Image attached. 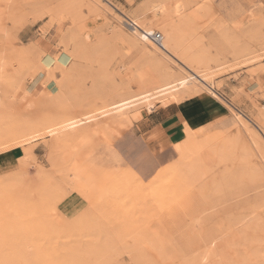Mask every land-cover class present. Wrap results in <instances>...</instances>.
<instances>
[{"label": "bare ground", "instance_id": "6f19581e", "mask_svg": "<svg viewBox=\"0 0 264 264\" xmlns=\"http://www.w3.org/2000/svg\"><path fill=\"white\" fill-rule=\"evenodd\" d=\"M12 1L13 0H0V37L3 36V31L7 28V23L4 22L5 17L7 19H9L10 17L12 19V17H14L12 21H18V19L20 20L21 18H23L22 16H20L23 15L21 11H23V9H25L26 7L17 12V16H19V18H17L16 12L12 11V9H14V7L16 6L15 4L12 3ZM25 2L26 5L30 4L27 1ZM46 2L47 0H42L41 2L33 3L29 7L30 10H32V14L34 15L36 13L43 12L46 10L53 12L57 15L65 11H67L66 14H69L68 11L70 12L72 10H76L75 6L77 7L81 6V4L85 2V0H62L61 2L59 0L58 2L60 3L57 2L58 4H56L55 6H53V4L51 5L48 2L51 5L49 6L48 3L45 4ZM184 2H187V0H145L142 3H139V5L136 8H134L131 12H125L123 10L120 11L111 0H87L86 2L87 5H89L92 9L103 10L104 13L110 15L111 17L110 25L112 27V31L113 29L117 30L118 32H120L119 33L120 35L118 34L119 38L120 39L124 38L126 40L127 47H129V51L127 50L128 52H125L126 50H124L122 52L124 53L123 54L124 57L121 56L123 58L120 60V66H121L120 69L122 73L123 71H130V75H129L130 77L127 78L128 81L127 82L125 81L126 83H124V85H117L116 82L113 81L112 78H115L117 76V73L119 72L114 73L115 69L109 70L111 68L109 67L110 65L109 64L110 60H108L109 54L107 55L104 54L103 55L104 58L102 57L103 59H101L99 62L102 64L100 69L102 71V74L103 72L106 73V76L109 78L107 79V81L109 80V86L107 88L105 87L106 89H103L102 91V92L105 91V93L103 94H105L107 98L108 96H110L109 98L110 101H107L108 103L106 102L107 105L104 103L106 106L104 105L101 108L96 106L97 109L94 108V110L91 109V111L84 110L85 112L78 111V113L75 114L69 113L70 114L69 116L67 114H66L67 116L62 114V116L64 115L63 118L62 119L60 118V120H58V122L56 123L53 122V124L51 123L52 122L51 118L54 117L53 116L51 117V113L48 112L47 116L50 115L51 117L50 118L51 121L49 122L50 125L48 124L47 127H45L44 129L42 128L43 131L41 132L33 131L32 129H30L28 122H30L29 120L34 119V117L37 118V116H35L36 114L34 113V108L36 106L43 105L44 102L46 101H52V102L54 101L52 105L53 104L56 105V103H58L57 99L58 98L61 99L62 97L60 96L61 95L60 93L63 94V90L60 89L61 86L63 88L66 86L65 84H64L65 86H63L61 80L58 81L56 88L50 89L47 83L49 82L50 79H52V77H55V70L57 69L60 70L64 78H66L70 74L73 67V65L71 66L72 58L77 53L75 51L80 47L79 45L76 44L78 48L71 53L64 51L57 55L51 54V56L55 59L61 54L66 53L67 56L71 57V61L66 65L65 63H63V61L56 59L54 66L50 69L48 64L45 62L47 55L49 53L44 54V51L38 48L37 46L35 50L31 53V57H30L31 65L33 67L32 68L29 67L30 69L27 68V70L24 69L25 71L23 73H21L20 71L16 74L17 76L21 77L23 81L20 87H21V91L25 93V95H23L21 99L24 100L25 99L24 97H27L29 98V100H31L29 102L27 101L28 103L26 104L25 102L21 103L23 102V100H21L19 103H16L15 106V109L17 111L16 113L18 115L21 114V117L18 116L17 114L16 115L18 116V118L20 117L24 121L21 120V122L18 123L16 122L15 125L13 126H11L10 124V126H7V129H4L6 127H3V129L0 128V145L3 146L5 144H11L14 141H19L22 143L25 140V138L35 137L37 134H39V139H40V136L43 133L44 134L47 133L48 136L51 137L47 149L45 148L46 150H48L46 158L49 166H45L48 170L43 167V164H41L40 160L38 159V156L34 153H32L33 163L38 167L39 171L44 172L45 170L46 171L51 170L57 175L56 183L58 185L57 189L60 191V194L69 186L76 188H83L85 190L87 185H89V183H86L84 180H82V177L78 172V168L73 166L69 168H65L62 162L59 163V160L57 159L59 157H56L57 155L55 154V150H53L55 142L56 141L58 142L60 139L61 140L63 139L65 141L70 139L74 141L73 142L74 144L76 140L77 144L79 142V144L84 145L82 142L83 138L80 136L79 133L73 132L70 129V126L67 128L61 127V125H68L70 119L79 121L80 116L91 115L92 113H98L100 114V119L94 120L92 125L86 129L87 132L93 134L92 138L93 136H96L95 133L97 132L99 134L104 133L106 135L111 134L118 136L120 132L118 131L117 127L119 126L125 127L126 124H130L135 120L141 118L143 115L142 109H144V111L146 112L152 111L153 107L158 102L162 106H167L171 102L175 100H179L181 97L180 93L184 94L185 92H189L192 93L193 95L206 94L215 97L219 101L223 102L224 97L221 91L222 88L224 87L221 88L222 81L221 82L216 81L214 76L216 72H219L220 75V71H225L226 68L228 69V67H231L229 61L228 62L225 61L226 57L229 54L233 56V61H237L232 66H240L241 64L249 66L251 73L253 74L255 73L254 75L256 76V79L259 81L258 75L259 73L261 74L264 73V64L259 63L258 60H260L261 57L264 56V48L263 50H260L261 52H258V54H256L252 50V46H251L252 44H250V41H248L247 38L245 40V37H243L244 41L241 40L242 41L241 45L238 44V40H237L241 35H246L247 34L246 32L248 31V29H250L252 25L251 24L250 26L246 25L245 27L236 30L235 39L229 43L217 42L215 44H211L208 40V33L210 31L208 28H194L190 26L185 20L181 19L180 17L174 16L173 14L174 10L171 6L175 3H184ZM163 3L169 5V8L166 13L157 11L160 4ZM12 4L14 5L13 8H11ZM68 5L71 6L69 7ZM17 7H15V9ZM13 13H15V16L12 15ZM71 14H73V12ZM74 14L77 13H75L74 11ZM182 16H183V10H182ZM24 17H27L26 14ZM73 18L75 19V17ZM241 23L243 24L244 20H241ZM76 24L78 23H75V25ZM141 26L147 28L149 34L152 33L157 34V32H160L162 36L161 45L155 44L154 41H152L151 46H145L140 44L135 39V36L137 32L141 31ZM22 27L23 26H21L20 29H22ZM77 28H78L76 29L78 31L77 34H75V32L73 31L71 32L73 38L72 40H74L75 42L77 40L79 44L84 41H87L84 38L85 37L83 31L84 27L77 26ZM157 29H159L160 31ZM116 33H114L115 36ZM2 38H4V36ZM165 45L167 46L166 48ZM98 48L100 49L101 52V48L100 47ZM208 48H213L215 50L214 56L210 54L211 56L214 57L213 59L211 58V60L218 64V66L215 68H211L209 62V56H208V52H209ZM78 52H80V50H78ZM102 52H106V51H102ZM126 53L127 55H125ZM128 53H130V55H128ZM80 54H83V50L82 53L80 52ZM241 57L244 58L241 60ZM10 61L11 60H9V62ZM256 62L258 64H255ZM35 67L37 69L36 70L37 72H39L38 69L39 70L42 69L46 72V78L44 80V83H46L47 86L40 92V95L38 97L34 96L30 88L28 87L29 84L28 82L33 81V78H36L35 76L36 72L32 71V69L35 71ZM146 72L149 74H147ZM110 75L112 76V78L110 77ZM145 75L148 76L146 77ZM133 79L136 80L137 81L136 83L138 84V88L136 91H133L131 85V82H134ZM102 80L104 81V79ZM110 81H113L111 82V85H110ZM181 81H183V83H181ZM120 82L117 83L119 84ZM98 83H100V81H98ZM104 84L106 85V83ZM170 85H174L176 91H174L173 88L170 87ZM98 88L100 89V87ZM65 91H67V89ZM58 94L60 97L58 96ZM66 94L67 93L65 92L64 95ZM138 96L142 97V99H137ZM27 98L25 99V101L27 100ZM59 99H58L59 103L62 102V100ZM126 100L132 101L131 105L127 104L125 102ZM46 103L48 104V102ZM59 103L56 106L58 105L60 106V104H62L63 102L60 104ZM117 105L120 106L119 109H117L116 107ZM73 107L72 108L69 107V108L73 110L74 109ZM79 109L81 110V108ZM105 109L108 110L110 115L107 116L103 115ZM66 110H68L67 107ZM231 112L232 113L230 115L229 126L234 128V131L228 128L227 123H226L227 125H225V123H221L219 126L222 130V134L217 136H216V132L215 135L214 133L211 134L212 133L210 129L212 126L211 124L216 123V121L218 120L215 119L199 125L189 123L190 131L187 135L181 137V134H179L177 138L173 136L171 139V146L174 148V150L176 149L177 144L181 146V151L178 152L177 154L181 155L180 162L182 163V167H181L183 171L182 175H183V179L186 180L185 183L188 186L187 192L182 194V195L186 194L184 200L181 197L182 199L178 201L179 204L176 203V206L177 205L179 206V215L177 220L174 222V224L171 227L172 232L170 236L171 238L173 237V242L171 238L170 239L168 238L171 241V244H169L170 247L174 249L172 250L174 253L173 255L175 257L173 255L172 256L174 258H177L178 262L181 261L182 264H187L188 261H199L201 257L195 255V253H199L202 251V249L206 248L208 246V242L210 239H215L217 241V250H219L224 254L225 259L233 260L236 262V264H245V262L247 261L261 259L262 258L261 254L262 252H264V222H262L264 221V219L262 220L249 219L248 214L247 215L241 214L240 217H237L236 214H234L232 211V209L234 208L233 206H235L236 204H241L239 200L243 202V204L239 208L245 209L246 207L245 210L247 211L248 209L253 210L255 208V205L252 204L255 203H257L259 207L264 206V195H262V188L264 187V182H262L264 181V176H263L264 172H262V165H264V135L262 136L258 135L252 128L248 126L247 120H245L246 118L241 111L233 109V111ZM58 113L59 112L57 113L55 112L56 115ZM42 114L44 115V113ZM56 115L54 116L57 117ZM38 118L40 117L38 116ZM47 118L49 119V117ZM35 121L37 120L35 119ZM41 122L47 124L48 121H43L42 119ZM36 123L38 122H34L35 125ZM24 124H26V126ZM30 125L31 127L33 126L31 123ZM26 127L29 128L25 129ZM49 129H51L57 135L52 136L48 131ZM27 130L28 132L25 133V131ZM242 130H246L249 136L248 141L243 140ZM75 145L74 147L78 146ZM18 147L19 146H16L11 149ZM74 147L73 149H75ZM255 156L261 161V165L251 164L250 160ZM243 158H247L246 164L241 163V159ZM23 159H24V155H23ZM72 164L74 163L72 162ZM216 175H218V177H216ZM237 176H244L248 178V180L243 184V186H239L236 183ZM206 178H213L210 184L211 188L209 190L211 192L209 193V191H207V188L204 185L200 186L198 188V191L195 192L194 188H196L198 184L203 183L206 180ZM180 180H182V177L180 178ZM140 190H143V194H145L144 193L145 189L141 188ZM85 192L87 194V200H89V194L87 191ZM106 194L109 193L106 192ZM112 196H113L112 199H114L115 196L113 194ZM109 198H111V195ZM251 198L255 200L253 202H249V199ZM100 199L102 200V198ZM245 201L247 203H244ZM34 210L32 212H34ZM85 210L89 211L88 215L90 214L89 215L90 218H94L93 215L91 216L89 207L86 208ZM224 214L226 215V217L228 215L230 217L227 223H224L225 219H223V222L222 220H220V217ZM14 233L15 235L13 236L16 237L17 232H13V234ZM9 235L12 238L11 234ZM21 235H23V233ZM21 235L20 234L17 235L20 236L19 239L20 241H18V237H16L17 239L15 238V240L22 243V246L24 245L25 247L26 246L25 244H27L26 240L28 241L30 239H25L24 241L23 240L24 238ZM114 236L115 235H112L111 237ZM21 237H22V242H21ZM10 239L8 236L7 240ZM11 240L14 241V245H15V240L13 239ZM137 240H138V236H137ZM152 240L153 239H151L150 241L152 242ZM23 241L26 243L23 244L24 243ZM170 241L168 243H170ZM28 242L30 243L31 240ZM34 243H36V241ZM37 245H36L37 248L34 246L35 250H38ZM110 246L108 248L111 249L112 246L111 247ZM16 247H18L17 244ZM105 249L107 250L106 247ZM166 251L168 252V249L163 252ZM41 254L43 255V251ZM141 255L142 254H139V256ZM23 259L25 260V257ZM137 263H139V261ZM172 264H174V262Z\"/></svg>", "mask_w": 264, "mask_h": 264}, {"label": "rangeland", "instance_id": "374dc122", "mask_svg": "<svg viewBox=\"0 0 264 264\" xmlns=\"http://www.w3.org/2000/svg\"><path fill=\"white\" fill-rule=\"evenodd\" d=\"M25 1L29 2L30 4L26 5ZM41 1L42 0H15L14 2L13 0L12 3L16 5L15 7H17V5L18 7L16 9L14 7L12 11L16 12V16H17V12L26 7L25 9H23V11H21L23 15L20 16H22L23 18H26L24 17L25 14L27 17L33 16L32 10H30L29 7L33 3H38ZM58 1L59 0H47L45 4L49 2L51 5L53 4V6H55L56 4L60 3L62 0H60V2ZM111 1L116 5V7L120 11L123 10L125 12H131L134 8H136L139 5V3H142L145 0H111ZM86 2L87 0L83 2L84 5L82 3L81 6L78 7L75 6L76 7L75 9L78 10L77 12L76 10L70 11L71 13L73 12V14H71L69 11H68L69 14H66L67 11L61 13L66 17H72V16L75 17L74 19L75 23L78 24L76 25L74 24V26L68 25L59 34L61 37L60 47L55 49H49L47 47L38 46V48L44 51V54L50 53L52 55H57L64 51L71 53L78 48L76 44L79 45L80 47L75 51L77 53L72 58L71 66L73 65L74 68L72 67L70 74L66 78L63 77L64 80L60 78H56V73L58 71L60 72V70L57 69L55 70V77H52V79H50L49 82L47 83V84L52 83L53 88H56L58 81L62 80L61 82L63 83V86L66 85L65 86L66 88L65 87L63 88L62 86L60 88L61 90H63V94L59 92L61 94L60 96H62L61 99L57 97L59 100H62L63 103L62 102L60 103H62L63 106L62 104L59 103L58 99L57 102L60 104V106L59 105L56 106L58 104L56 102H55L56 105L55 104L52 105L54 101L53 102L46 101L48 102V104L44 102L43 105L36 106L34 108V113L36 114L35 116H37V118L34 117V119L29 120L30 122L27 121L29 123L30 129H32L33 131H39V132L43 131V129L47 127L48 124L50 125L49 122L51 121V119H52L51 123L53 124V122L54 123L58 122L60 118L62 119L64 115L69 116L70 115L69 113L75 114L78 113V111L85 112L84 110L91 111V109L94 110V108L97 109V107L101 108L106 104L107 101H110L109 99L110 96H108L107 98V96L103 94L105 93V91L102 92L103 89H106L109 86V80L107 81V79L109 78L106 76V73L103 72L102 74V71L100 70L102 64L99 61L104 58L103 57L104 54L105 55L109 54V59H108L110 60L109 67H111L109 70L117 69L116 71L114 70V73L117 72L120 73V74L117 73V76L115 74L116 76L115 78H112V76L110 75V77L113 79V81L116 82L117 85H124V83L128 81L127 78L130 77L129 76L130 71L122 70L123 71L122 73L120 69L121 68L120 60L124 57L123 56L124 53L122 52L124 50H126L125 52L129 51V47H127L126 40L124 38L123 39L119 38L120 32H118L117 30L113 29L112 31V27L110 25L111 17L109 14L104 13L103 10L92 9L89 5H87ZM246 2L255 4V3H259L260 0H246ZM13 4L11 8H13L14 6ZM50 4L49 6H51ZM74 11L77 14H74ZM12 15L15 16V13H13ZM13 18L14 17H12V19ZM17 18H19V16H17ZM12 19L11 17L9 19L5 17L4 22L8 23V21ZM77 20H79L80 22ZM65 23L67 24V20L65 21ZM251 25L252 28L250 27V29H248V31L246 32L247 34L245 33L247 36L240 34L241 36L238 35L240 37L237 40H238V44L241 45V42L244 41L243 37H245V40L247 38V40L250 41V44H252L251 46L254 53L258 54V52H261L260 50H263L264 48V32H262L260 25L258 23ZM77 26L84 27L83 28L84 35L90 36L91 37L90 41L87 40L79 44L77 40L76 42L72 40L73 38L71 32L73 31L75 32V34H77L78 32L76 30L78 29ZM114 33H116V36L114 35ZM18 36L19 33L17 32L16 41H18L20 44H24V42H26L28 39L26 37L20 39ZM2 37H0V42L4 40V38ZM32 43L33 42H28L27 44H32ZM98 47L101 48V52ZM208 49H209L208 56H209V62L211 68H215L218 66V64L211 60V58L212 59L214 58L213 56L215 55V50L213 48H208ZM78 50H80L81 53L83 50V54H80ZM102 51H106V52H102ZM107 51L110 53H108ZM3 52H4V48L0 47V54H2ZM210 54L213 56H211ZM125 55H127V53ZM128 55H130V53H128ZM8 58L9 60L14 59L15 53L9 50ZM243 58L244 57H241V60ZM225 61L227 62L229 61V64H231V67H228V69H234L237 67L241 68L242 66H247L242 64L240 66H232L237 61H233V56H231L230 54L226 57ZM258 62L264 64L263 63L264 61H262L261 59L258 60ZM255 64L258 63L256 62ZM29 67L30 68L33 67L31 65V60H29L24 65V67L21 68L20 70L21 73L27 70V68L30 69ZM36 70H37L36 67H35V71L32 69L33 72H36L35 76H37L42 69L40 70L38 69L39 72H37ZM245 70L248 72L250 69L246 68ZM223 73H224L223 71H220V75H219V72H216L214 76L215 80ZM44 74H45L44 77L45 80L46 78L45 71ZM145 76L147 77L148 75ZM99 78L104 79L105 82L102 79L100 80ZM44 80L41 81L39 87L33 90L32 93L34 96L38 97L40 95V92L44 88H46L45 87L46 83H44ZM98 81H100V83H98ZM113 81H110V85L111 82ZM117 82L120 83L118 84ZM136 82H137L136 80H134V82H131L133 91H136L138 88V84ZM104 83H106V85ZM99 84H102L103 86ZM98 87H100V89ZM66 89L67 91H65ZM65 92L67 93L66 95H64ZM182 94L180 93L181 96L180 99L175 101L180 102L186 100L184 94L183 95ZM235 94L238 96H236ZM222 95L226 96V99H224V101L221 102L228 107V112H230V115L233 109L241 111L246 118L245 120H247L248 126L252 128L258 135L262 136V133H264V83L256 79V90H250V87L244 86L237 91L235 90L233 94H229V93L227 94V92H225L223 89ZM192 97L209 98L211 96L206 94H200V95H193ZM192 97H189L188 99ZM21 98L22 97L18 98L17 103L23 100ZM24 98L26 99L27 97ZM25 99L21 103L25 102L26 104L29 101H31L29 100V98H27L26 101ZM158 103H156V105ZM46 106L50 110H48ZM155 106L153 107V109L155 108ZM66 107L69 110V112L68 110H66ZM69 107L71 108L73 107L74 109L72 110ZM79 108H81V110ZM53 110L56 113L57 112L59 113L56 115ZM142 110L144 111V109ZM12 112L8 111L7 109L0 108V128L3 129V127H6L4 129H7V126H10V124L11 126H13L15 125L16 122L18 123L21 122V120H23L20 118L21 114L18 115L16 113L17 112L16 109ZM48 112L51 113V117L53 116L54 118H51L50 115L47 116ZM42 113H44V115ZM16 114L20 117L18 118ZM53 114L56 115L57 117H55ZM62 114L64 115L62 116ZM38 116L40 118H38ZM47 117H49V119ZM41 118L43 119V121H48L47 124L41 122L42 121ZM35 119L37 121H35ZM32 120L38 123H36L35 125ZM30 123L33 125L32 127ZM224 123L225 125L228 124L227 125L228 128L234 131V128L229 126L230 116L226 118V121ZM26 124L24 125L26 126ZM27 128L29 127H26L25 129ZM117 129L120 132L118 136L111 134L106 135L104 133L103 134L101 133V140L97 141L93 139L92 142L95 143L93 145L95 159L91 164L92 173L87 178L82 177V180H84L86 183H89L88 181L93 180V184H92L93 187L89 188L90 191H88V187H86L85 191H87L89 194V200L87 199L86 200L91 202L92 204L90 213L91 216L93 215L94 218H90L89 216L90 214L88 215L89 211L80 212L79 214H77L78 216L76 217V219H74L71 222L63 221V219L59 221L58 219L55 218V214H56L55 212H57V205L63 202L62 200L63 198L62 199L60 198L61 194L60 191L57 189L58 185L56 183L57 175L53 171L51 170L50 171L45 170L44 172L39 171L38 167L33 163L35 167H29L27 164L23 165L22 166L23 171L19 175H8L6 172H4V174L8 175V178L2 179L0 177V240L3 241V243L0 244V252H1L0 264H4V262H6L7 256H9V261L11 260L16 261L17 259L24 260L23 258L25 257V260L31 261L32 259V262L34 264H130V262L131 264H160L161 261H163L164 264H172L173 262L174 264H182L181 261L178 262V259L174 258L175 257L173 255L174 249L169 245L171 244V241L169 240L171 238L170 235L172 232L171 227L174 224V222L177 220L179 215V206L178 205L176 206V203L179 204L178 201H180L182 198L184 200L186 194L184 195L182 194L186 193L188 188L187 184L185 183L186 180L183 179V175H182L183 174L181 168L182 163L180 162L181 155H178V158L175 161L164 162L156 154L154 149L151 151L150 148L148 149L144 147L145 155L149 153L151 154V160L153 165L160 166L157 169L159 174L150 183L149 180L145 179V175L141 174V172L144 171L143 168H141V172H135L134 170L129 171L127 162L125 159H123L122 154L120 153V150L117 147L118 144H120L122 141H126L129 138H133L143 142L144 135L142 137L137 136L140 135V132L137 133L136 131H134L135 126L132 123L126 124L125 127L119 126L117 127ZM26 132H28V130L25 131V133ZM211 132H212L211 134L214 133V135L216 132V136L222 134V130L220 126L212 127ZM41 136L39 140L35 141V144L36 146L39 147L38 150L41 152L40 162L41 164H43V167L47 169L45 166H49V164L46 158L48 153L47 152L48 150L46 149L48 147V144L50 143L51 137L48 136L47 133L45 134L43 133ZM150 136L152 138L157 137L156 135L153 134L152 135L150 134ZM242 136H243V140L248 141L249 136L246 130H242ZM73 142L74 141L70 139L67 141L60 139L58 142L57 141L55 142L53 150H55V154L57 155L56 157H59L57 158L59 160V163L62 162L65 168H69L72 166L77 167L79 172V170L84 169V167H88L86 162H83L81 160L83 159V156L81 154H84L82 152L85 146L79 144V142L77 144V141L75 140V144L78 146L74 147L75 144ZM0 147H2V145H0ZM73 147L75 149H73ZM110 149H114L116 153L120 155L121 159L119 162L113 160ZM11 150L12 149L8 150V152H0V156H4L7 154V157L5 158L9 160L8 167H11L13 161L20 162L21 160H23V155H24L23 154L15 158L12 156ZM32 153L36 154L34 150H32ZM250 161L251 164L253 165H261V161L256 156L252 158ZM72 162L74 164H72ZM34 173L36 174L38 180H35V177L32 175ZM0 174H2L1 171ZM40 174L42 175L39 177ZM181 177L182 180H180ZM216 177H218V175H216ZM212 179L213 178H206V180L203 183L198 184L196 188H194V191L197 192L198 188L202 185H204L207 188V191H209L211 188L210 184ZM141 188L145 189L144 190L145 194H143V190H140ZM106 192H108L109 194H106ZM210 192L211 191H209V193ZM112 194L115 196L114 199H112L113 198ZM110 195L111 198H109ZM262 195H264V187L262 188ZM100 198H102V200ZM118 198L119 199L121 198L122 201L121 199L119 200ZM254 200L255 199L251 198L249 199V202H253ZM239 201L241 202V204H236L235 206H233L234 208L232 207L233 208L232 211L234 214H236L237 217H240L241 214L244 215L248 214L249 219H255V220L264 219V211L262 210L264 206L259 207L257 203H255L252 204L255 205V208L253 210L248 209L247 211L245 210L246 207L245 209L239 208L243 204L241 200ZM244 203L247 202L245 201ZM53 204H55V211L51 210ZM123 205H125L126 207ZM33 210L34 212H32ZM223 219H225L224 223H227L230 217L229 215L226 217V215L224 214L220 217V220H222V222ZM13 232H17V235L18 234L21 235L23 233V235H21L24 238L23 240L25 241V239H30L31 242L29 243L28 241L30 240L28 241L26 240L27 244H25L26 242L23 241L24 242L23 244H25L26 246L25 247L24 245L22 246V243L18 242L20 241L19 240L20 236L16 235V237H18V241L15 240L16 237L13 236L15 235V233L13 234ZM133 233L137 235L135 236ZM9 234H11L12 238L10 237ZM112 235L115 236L111 237ZM8 236L9 239L11 238L15 240V245H14V241H12L11 239L7 240ZM137 236H138V240H137ZM151 239H153L152 242L150 241ZM171 240L173 242V237L171 238ZM35 241L36 243H34ZM169 241L170 243H168ZM21 242H22V237H21ZM16 244L19 248L16 247ZM36 245L38 246V250H35L34 248V246L36 247ZM109 246L111 247V249L108 248ZM20 247L24 250H22ZM105 247L107 248V250L105 249ZM162 247L163 248L165 247L164 248L165 250L168 249V252L167 251L163 252L165 250ZM16 248H18L19 250ZM42 251H43V255L41 254ZM166 253L168 255L170 254L171 255L168 256ZM139 254L142 255L139 256ZM171 257L172 259L174 258L173 262ZM261 259H256L247 262L248 264H260ZM137 260L139 261V263H137L138 262Z\"/></svg>", "mask_w": 264, "mask_h": 264}, {"label": "snow or ice", "instance_id": "6c2138e0", "mask_svg": "<svg viewBox=\"0 0 264 264\" xmlns=\"http://www.w3.org/2000/svg\"><path fill=\"white\" fill-rule=\"evenodd\" d=\"M69 7L71 5H68ZM173 8V14L176 17H180L185 20L190 26L194 28H208V40L211 44L217 42L229 43L235 39L236 30L245 27L249 24L258 23L262 32H264V0H260L259 3H248L246 0H187L184 3H175L171 6ZM169 5L166 3L160 4L157 9L158 12L166 13ZM183 10V16H182ZM67 20V24L65 21ZM244 20V23H241ZM75 20L72 17H66L64 15H57L50 11H43L28 16L22 20L12 21L9 20L7 28L3 31L4 40L0 42V47L4 48V52L0 54V108L7 109L8 111H14L18 98L25 95L21 91L22 78L17 76L21 68L30 60L31 53L37 46L47 47L49 49H55L60 47V33L68 25H74ZM21 26H28L31 31L36 33L33 37L32 44H20L16 41V34L20 30ZM86 40H91L90 36L84 37ZM155 38V33L149 34L147 28L141 26V31L136 33L135 39L142 45L151 46L152 41ZM167 46L165 45V48ZM11 50L15 53V58L9 62L8 52ZM56 59L63 61L66 65L70 63L71 57L66 53L61 54L57 58H53L49 53L45 62L51 69ZM264 61V56L261 57ZM56 78L63 79L62 74L58 71ZM40 80H44V76L41 75ZM55 79V78H54ZM183 83V81H181ZM47 85L45 84V87ZM174 91L176 88L174 85H170ZM185 99L192 97L193 94L189 92L184 93ZM142 99V97H137ZM127 104L131 105L132 101L126 100ZM192 103L195 104L196 100L193 98ZM120 108L119 105L116 106ZM103 115H110L107 109L104 110ZM100 114L92 113L91 115H83L79 117V121L70 119L68 125H61L63 128L70 126L73 132H77L83 138V144L87 145L91 143L92 133L86 131V129L92 125L94 120H99ZM174 122L177 125L176 131L181 134V137L187 135L190 131L189 123L190 117L187 113L180 114V110H176V119ZM52 136L57 134L51 129L48 130ZM99 133H95L98 135ZM264 135V133H262ZM39 139V134L35 137H28L21 143L14 141L11 144H5L0 147V152H6L13 147L19 146L24 149V159L20 162H12L11 167L0 168V171L6 172L8 175H19L23 171V165L27 164L29 167H35L32 162V150L36 147L35 140ZM120 149L123 159L126 160L129 171L141 172V168L144 169L141 172L145 175V179L150 183L159 174L157 169L159 165H153L151 160V154L145 155V148L142 141H138L133 138H129L126 141H122L117 145ZM176 152L181 151V146L176 145ZM4 158L0 156V165L3 164ZM242 164L247 163V158L241 159ZM262 172H264V165H262ZM248 180L244 176H237L236 183L239 186ZM264 182V181H262ZM64 197L87 199V194L83 188H76L69 186L61 193V199ZM52 211H55V204L52 205ZM264 210V209H262ZM264 222V221H262ZM239 227V225H238ZM3 241L0 240V244ZM200 256L199 261H188L187 264H236L235 261L225 259L224 254L217 250V241L210 239L208 246L202 249L201 252L195 253ZM262 259L260 264H264V252H262ZM4 264H33L29 260H16L7 261ZM131 264V262H130ZM160 264H164L163 261ZM248 264V262H245Z\"/></svg>", "mask_w": 264, "mask_h": 264}, {"label": "crops", "instance_id": "0c3cea01", "mask_svg": "<svg viewBox=\"0 0 264 264\" xmlns=\"http://www.w3.org/2000/svg\"><path fill=\"white\" fill-rule=\"evenodd\" d=\"M25 27V29H24ZM19 38L22 39L23 37L28 38L25 43L33 42V37L36 36L34 31H31L28 26H23L22 29L18 31ZM249 68V66H242L241 68H234V69H226L223 71L224 73L216 78V81H222L221 88L224 89L227 94H233L235 90H239L242 87H250V90H256V76L253 73H250V70L247 72L245 69ZM251 74V75H250ZM253 74V75H252ZM43 75L45 77L44 71L41 70L40 73L33 79V81L28 82V87L30 88L31 92L34 89L39 87L41 81L39 78ZM259 81L264 83V73H259L258 75ZM224 80V81H223ZM50 89H53V84H48ZM233 87V88H232ZM232 89V90H231ZM222 92V91H221ZM226 99V96H224ZM195 98L196 103L193 104L192 100ZM180 110V114L187 113L190 117V123L192 124H202L205 122H209L212 120H217L216 123H212L211 128L214 126H219L221 123L226 121V118L230 116V112H228V107L225 106L221 101H219L215 97L209 98H202V97H192L190 99H186L180 102H173L167 106H161L159 103L155 106L154 109L150 112L143 111V115L140 119L135 120L132 124L135 126L134 131L137 133L140 132L139 137L143 135V145L146 148H150L151 151L154 149L156 154L163 160L164 162H172L178 158V152L174 150L171 146V139L173 136L176 138L179 136L180 133L176 132L177 125L174 122L176 119V110ZM146 112V113H145ZM210 128V129H211ZM156 135L157 137L152 138L150 136ZM93 139L101 140V134L93 136L91 143L85 146L84 150L81 154L83 162H86L88 167H84V169L79 170V174L81 177H89L92 173L91 164L93 163L95 156H94V148ZM39 147L36 146L33 150L38 156L40 160L41 152L38 150ZM112 158L114 161H120V155L116 153L114 149H110ZM120 150V149H119ZM13 157H19L24 154V150L22 148H14L11 150ZM4 158L3 164L0 165V168L5 166H9V160L6 159L7 154L2 156ZM0 177L2 179H7L8 175L4 174V171H1ZM35 177V180H38L36 174H32ZM42 174L39 175V177ZM94 176V175H93ZM94 179V178H93ZM89 186L88 188L93 187V180L88 181ZM90 190V189H88ZM91 202L87 201L86 199L80 198H71L65 197L63 202L57 205V212H55V218L59 221L63 219V221H73L76 219L77 214L80 212H85L86 208L89 207L91 209ZM5 261V260H4ZM9 261V256H7L6 262Z\"/></svg>", "mask_w": 264, "mask_h": 264}, {"label": "built area", "instance_id": "2783aa9c", "mask_svg": "<svg viewBox=\"0 0 264 264\" xmlns=\"http://www.w3.org/2000/svg\"><path fill=\"white\" fill-rule=\"evenodd\" d=\"M161 39H162L161 33L157 32V34H155V38L153 41L155 44L161 45Z\"/></svg>", "mask_w": 264, "mask_h": 264}]
</instances>
